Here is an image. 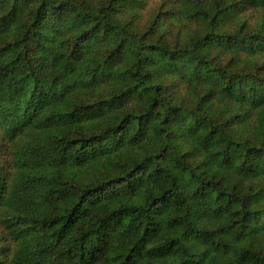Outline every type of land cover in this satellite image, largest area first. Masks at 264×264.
<instances>
[{
	"label": "trees",
	"instance_id": "trees-1",
	"mask_svg": "<svg viewBox=\"0 0 264 264\" xmlns=\"http://www.w3.org/2000/svg\"><path fill=\"white\" fill-rule=\"evenodd\" d=\"M148 1L0 0V264H264V0Z\"/></svg>",
	"mask_w": 264,
	"mask_h": 264
},
{
	"label": "rangeland",
	"instance_id": "rangeland-1",
	"mask_svg": "<svg viewBox=\"0 0 264 264\" xmlns=\"http://www.w3.org/2000/svg\"><path fill=\"white\" fill-rule=\"evenodd\" d=\"M161 0H149L148 5L146 6L144 10L145 14V19L152 18L155 15H158L160 11H162V6H161ZM192 32V28H183L182 34H190Z\"/></svg>",
	"mask_w": 264,
	"mask_h": 264
}]
</instances>
